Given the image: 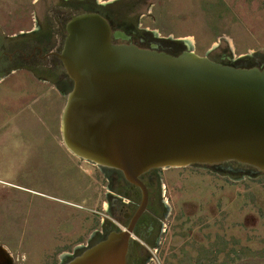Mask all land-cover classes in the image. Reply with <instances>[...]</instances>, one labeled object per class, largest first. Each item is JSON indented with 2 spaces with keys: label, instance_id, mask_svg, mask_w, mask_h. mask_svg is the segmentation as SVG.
<instances>
[{
  "label": "rangeland",
  "instance_id": "374dc122",
  "mask_svg": "<svg viewBox=\"0 0 264 264\" xmlns=\"http://www.w3.org/2000/svg\"><path fill=\"white\" fill-rule=\"evenodd\" d=\"M94 9L113 12L116 30L148 33L175 56L192 51L218 63L264 67V0H0L4 264H59L58 249L69 243L60 239L59 227L48 235L46 224L58 225L61 213L76 214L74 225L61 227L69 231L67 239L79 241L91 234L80 221L83 215L103 213L97 169L93 180L91 166L74 158L62 140L61 115L73 84L57 57L39 58L60 54L71 18ZM35 47L43 54H34ZM161 176L177 223L162 260L264 264V173L192 166L163 170ZM47 213L53 217L49 223Z\"/></svg>",
  "mask_w": 264,
  "mask_h": 264
},
{
  "label": "water",
  "instance_id": "95a60500",
  "mask_svg": "<svg viewBox=\"0 0 264 264\" xmlns=\"http://www.w3.org/2000/svg\"><path fill=\"white\" fill-rule=\"evenodd\" d=\"M58 54L73 84L61 115L65 148L120 171L142 190L150 170L235 162L264 173V68L172 56L113 33L98 12L71 18ZM113 233L67 264H126L130 233Z\"/></svg>",
  "mask_w": 264,
  "mask_h": 264
},
{
  "label": "flooded vegetation",
  "instance_id": "af4514ba",
  "mask_svg": "<svg viewBox=\"0 0 264 264\" xmlns=\"http://www.w3.org/2000/svg\"><path fill=\"white\" fill-rule=\"evenodd\" d=\"M95 12L100 13L108 21L113 33L118 31L123 32L128 37V40H114L115 44H132L140 49L156 50L158 52H165L169 55L175 56V53H170V51H167L165 48L156 45L154 43L155 41L150 39L147 35L148 33L140 35L139 32L135 30L132 31L130 28L124 30V27L116 30V26L112 20V17L114 16L113 12H110L108 16L102 14L100 10H95ZM35 32L37 31H34V34ZM16 38L17 37H12V39ZM38 50L43 54L44 50L39 47L34 48V54H36ZM52 57H57L59 59L58 54L54 52H46L44 57L39 56L42 61H47ZM10 60H12V58H10ZM221 63L226 64L223 62ZM226 65L232 64L227 63ZM54 66L58 67V64H54ZM242 67L247 68L246 66ZM255 68L263 69L264 67L263 65H260ZM72 156L81 163L91 166L93 170L91 178L93 180L95 178L94 168L97 169L98 178L104 183L103 199L101 200L103 213L101 214L98 211L91 210L88 214L83 215V218L80 219V221L84 224L85 230H89L91 234L88 235L87 238H85V236L79 241H76V239H67L69 231L64 229V227H61L64 223L74 225L77 219L76 214L59 212L61 213V218L57 219L58 225L46 224V228L49 227L50 229L48 235L53 234L55 229L59 227L62 231V236H59L60 239L69 243L64 244L58 249L62 253L59 264L69 263L94 245L106 240L111 234L128 232L131 227L132 231L130 233L131 236L128 245L126 264H170L165 258L164 260H162V258L163 253L170 250L166 243V237L175 228L177 223L176 215L172 212L173 206L170 204V199L166 196L167 185L162 180L161 176L163 170H150L140 177V180L148 191V204L146 210L135 219V216L142 205V190L139 187L130 184L120 171L101 168L92 163L81 160L73 154ZM219 167L227 170L230 169L234 172L251 169L235 162L222 164ZM89 190L91 194L88 199H90L89 204L92 205L94 202V193L91 189ZM92 209L94 208L92 207ZM47 214L45 215V219H47V223H49L48 220L53 217L51 213ZM95 217L98 218V221ZM98 226H100V229H96Z\"/></svg>",
  "mask_w": 264,
  "mask_h": 264
},
{
  "label": "bare ground",
  "instance_id": "6f19581e",
  "mask_svg": "<svg viewBox=\"0 0 264 264\" xmlns=\"http://www.w3.org/2000/svg\"><path fill=\"white\" fill-rule=\"evenodd\" d=\"M0 264H4V261L0 259Z\"/></svg>",
  "mask_w": 264,
  "mask_h": 264
},
{
  "label": "trees",
  "instance_id": "16d2710c",
  "mask_svg": "<svg viewBox=\"0 0 264 264\" xmlns=\"http://www.w3.org/2000/svg\"><path fill=\"white\" fill-rule=\"evenodd\" d=\"M88 11V10H87Z\"/></svg>",
  "mask_w": 264,
  "mask_h": 264
}]
</instances>
